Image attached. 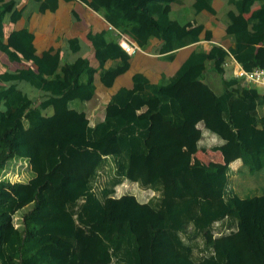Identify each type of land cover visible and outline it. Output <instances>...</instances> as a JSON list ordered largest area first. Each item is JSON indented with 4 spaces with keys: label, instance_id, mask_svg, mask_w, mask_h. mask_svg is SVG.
I'll list each match as a JSON object with an SVG mask.
<instances>
[{
    "label": "trees",
    "instance_id": "trees-1",
    "mask_svg": "<svg viewBox=\"0 0 264 264\" xmlns=\"http://www.w3.org/2000/svg\"><path fill=\"white\" fill-rule=\"evenodd\" d=\"M180 3L109 0L94 6L141 48L154 37L167 53L199 40L203 30L198 25L177 37L182 25L171 11ZM212 3L194 0L192 6L195 13L215 14ZM225 4L226 49L217 44L192 51L156 83L136 72L132 85L118 88L106 103L95 73L111 86L127 70L129 56L114 42L123 59L105 67L110 51L102 33L90 36L102 55L98 68L84 60L67 66L66 77L64 67L57 72L59 52L48 50L34 69L0 73V264H264V193L241 196L230 165L239 161L250 174L264 171V91L223 65L233 56L247 70L264 67L261 47L251 42L262 37L264 46V0ZM19 39L33 51L29 35ZM188 72L190 79L177 86ZM18 81L41 90L43 98L33 99ZM188 96L197 97L202 127L218 140L210 149L220 152L223 165L168 167L169 144L148 143L155 131L193 126L192 113L184 110ZM100 108L101 117H88ZM195 148L206 147L196 142ZM16 164L32 177L53 180L35 190L16 181L13 196L3 197Z\"/></svg>",
    "mask_w": 264,
    "mask_h": 264
},
{
    "label": "crops",
    "instance_id": "crops-1",
    "mask_svg": "<svg viewBox=\"0 0 264 264\" xmlns=\"http://www.w3.org/2000/svg\"><path fill=\"white\" fill-rule=\"evenodd\" d=\"M193 1L182 0V3L174 4L171 18L178 20L182 25L177 32L178 38L189 33L194 27L202 25L203 30L199 35V40L171 52L161 53L162 41L154 37L149 39L147 47L142 48V52L128 55L127 70L115 76L111 86L103 84L99 74L95 73L96 91L101 102L106 103L118 88L130 87L132 75L136 72L144 74L150 82L156 83L163 75L176 71L192 51L208 52L217 44L225 49L229 46L230 40L224 35L223 30L224 13L229 9L225 4L226 0H213L212 6L215 14L207 11L195 13L192 6ZM103 3L106 6L109 0H0V13L4 14L0 73H13L25 68L34 69L37 60L48 50L59 52L60 61L57 72L64 67L66 77L69 74L67 66L80 64L84 60L90 62L94 68H98L102 55L93 47L90 36L101 33L108 41L110 51V58L105 62V67H108L114 60L123 59V53L113 47L116 37L109 27L112 24L94 6V4L103 5ZM235 23L239 24V18L235 20ZM27 35L31 38L32 52L27 51L19 39L27 38ZM261 39L262 37L254 38L251 42L261 47L260 54L264 57V46H261ZM7 49L15 52L19 60L11 58L13 55L8 54ZM170 53L173 55L168 58ZM225 70L230 74L228 68ZM189 79L190 72L179 81L177 86L186 83ZM16 83L33 99L43 98L41 90H37L24 81ZM259 88L264 91V88ZM233 89L239 90L240 85L234 86ZM184 107V110L192 113L195 121L203 118L204 114L197 97L188 96ZM101 116L100 108V111L90 112L88 117L93 119Z\"/></svg>",
    "mask_w": 264,
    "mask_h": 264
},
{
    "label": "rangeland",
    "instance_id": "rangeland-1",
    "mask_svg": "<svg viewBox=\"0 0 264 264\" xmlns=\"http://www.w3.org/2000/svg\"><path fill=\"white\" fill-rule=\"evenodd\" d=\"M216 88L219 89L215 85ZM191 126V127H190ZM186 128H182L179 130H172L171 133H165L164 130L161 133L157 134L156 131L153 132L152 136H150L148 143L149 144H157L158 142L169 144V146L173 149V156H169L164 159L163 163L169 162L168 167H174L182 164H186L189 166L192 165H207L209 163H213L215 165H223V160L220 152L212 151L210 147L216 143L218 140L207 133L203 127L200 119H197L195 123ZM164 128H169L166 124L163 126ZM153 128V127H152ZM184 136L188 137L185 141L181 142V139L168 141V138H174L175 136ZM163 138L164 140H159ZM177 140V141H176ZM198 142L199 146H205L204 149H196L195 143ZM219 154V155H218ZM221 157V159L219 158ZM234 169H237V172L233 175V183L237 192L241 196H246L249 192H252L253 189L257 190L258 194L264 193V171H260L254 174H250L246 167H241L239 161H234L230 164ZM22 166V165H21ZM20 166V167H21ZM19 164L15 165L16 174H9L7 178L9 179V185L7 187H3L1 190V195L3 197H12L14 194L15 182L16 181H24L27 183V187L31 190H35L39 186H45L47 181L53 180V177L50 175H36L32 177V174L29 173L25 168L19 169Z\"/></svg>",
    "mask_w": 264,
    "mask_h": 264
},
{
    "label": "built area",
    "instance_id": "built-area-1",
    "mask_svg": "<svg viewBox=\"0 0 264 264\" xmlns=\"http://www.w3.org/2000/svg\"><path fill=\"white\" fill-rule=\"evenodd\" d=\"M109 27L114 31L116 42L124 53L130 56L143 51V49L128 35L121 32L113 25H110ZM223 65L225 67L232 66V74L234 78H238L246 83H251L264 88V67H254L251 70H247L240 63H238L233 56H230L229 59L223 63Z\"/></svg>",
    "mask_w": 264,
    "mask_h": 264
}]
</instances>
